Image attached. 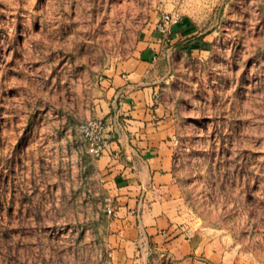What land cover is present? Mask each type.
<instances>
[{
    "label": "rangeland",
    "instance_id": "rangeland-1",
    "mask_svg": "<svg viewBox=\"0 0 264 264\" xmlns=\"http://www.w3.org/2000/svg\"><path fill=\"white\" fill-rule=\"evenodd\" d=\"M188 9L217 39L163 35L145 59L170 113L176 229L202 250L172 262L145 242L121 263L110 149L91 155L79 124L100 117L108 64L145 55L162 14ZM0 264H264V0H0Z\"/></svg>",
    "mask_w": 264,
    "mask_h": 264
},
{
    "label": "crops",
    "instance_id": "crops-1",
    "mask_svg": "<svg viewBox=\"0 0 264 264\" xmlns=\"http://www.w3.org/2000/svg\"><path fill=\"white\" fill-rule=\"evenodd\" d=\"M183 12L182 20L170 33L172 41L199 50L195 47H208L217 39L212 32L202 30L203 19L194 9ZM163 42V35L155 29L150 32L145 55L139 51L108 64L104 92L101 98L99 94L95 97L111 140L110 151L100 161L105 186L117 201L112 240L121 263L133 261L132 249L143 247L145 242L165 251L172 262L192 263L201 249L175 224L179 187L172 149L164 140L169 133L166 121L171 120L170 113L155 101L157 88L149 80L151 67L145 59L164 50ZM116 153H120L119 158Z\"/></svg>",
    "mask_w": 264,
    "mask_h": 264
},
{
    "label": "built area",
    "instance_id": "built-area-1",
    "mask_svg": "<svg viewBox=\"0 0 264 264\" xmlns=\"http://www.w3.org/2000/svg\"><path fill=\"white\" fill-rule=\"evenodd\" d=\"M183 14L179 10L164 12L157 22L156 29L164 36H169L173 27L182 20ZM125 77L127 75H124ZM103 76L101 77V79ZM79 131L87 144L88 152L100 157L105 154L111 146V140L107 135V127L104 119L100 117H89L79 124ZM119 157V154L116 155ZM106 210L113 214L116 210V202L113 197L108 196L106 199ZM186 234H191L190 231Z\"/></svg>",
    "mask_w": 264,
    "mask_h": 264
}]
</instances>
